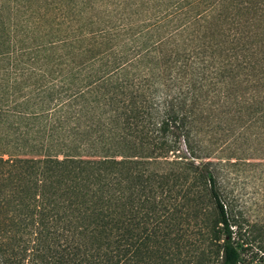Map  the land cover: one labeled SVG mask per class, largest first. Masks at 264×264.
<instances>
[{
	"label": "trees",
	"instance_id": "obj_1",
	"mask_svg": "<svg viewBox=\"0 0 264 264\" xmlns=\"http://www.w3.org/2000/svg\"><path fill=\"white\" fill-rule=\"evenodd\" d=\"M89 1L0 0V264L173 263L183 243V264H242L200 132L264 134V0L192 7L180 55L158 44L187 23L119 0L117 51Z\"/></svg>",
	"mask_w": 264,
	"mask_h": 264
},
{
	"label": "rangeland",
	"instance_id": "obj_2",
	"mask_svg": "<svg viewBox=\"0 0 264 264\" xmlns=\"http://www.w3.org/2000/svg\"><path fill=\"white\" fill-rule=\"evenodd\" d=\"M4 17L7 18L8 10L15 8L22 14L24 9L34 7L36 0H1ZM118 1L119 0H91L87 7L94 9L97 22L94 29L105 28L109 33L116 31L115 42L118 51ZM216 0H132L129 13L130 20L136 25L153 20H164L170 25L178 23L185 27L172 31L158 47L163 52L173 54L185 53L196 46V39L204 35V30H197L194 26L197 17L190 19L191 8H203L208 3ZM135 6H139L136 8ZM141 8V9H140ZM138 9V10H136ZM90 15H87L89 17ZM156 21V22H157ZM199 33V36L197 35ZM171 72L166 75L164 82L169 83V77L174 76ZM4 126L0 125V132ZM200 139L203 143L202 159L212 161L217 170L218 187L221 200L228 213L234 217L241 234L245 230L250 231L239 240L240 243H248L245 246L248 254L242 264H264V134L257 128H250L246 131L236 130L224 134L219 129L203 128L200 132ZM183 151L185 147L181 143ZM237 226H233L235 231ZM185 244L183 243V246ZM182 248L178 251L176 262H166L160 258L151 260L152 264H183L191 259L196 252L189 248ZM203 249V248H202ZM165 259H168L164 255ZM175 258V259H176ZM174 259V261H175Z\"/></svg>",
	"mask_w": 264,
	"mask_h": 264
}]
</instances>
